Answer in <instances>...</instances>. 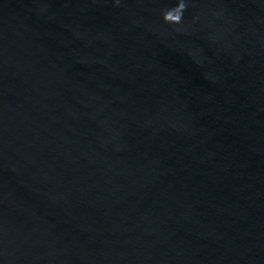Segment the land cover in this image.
<instances>
[{"label": "water", "instance_id": "1", "mask_svg": "<svg viewBox=\"0 0 264 264\" xmlns=\"http://www.w3.org/2000/svg\"><path fill=\"white\" fill-rule=\"evenodd\" d=\"M0 264H264V0H0Z\"/></svg>", "mask_w": 264, "mask_h": 264}]
</instances>
